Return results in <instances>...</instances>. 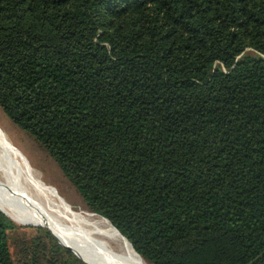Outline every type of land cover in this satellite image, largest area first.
Segmentation results:
<instances>
[{"label":"trees","instance_id":"16d2710c","mask_svg":"<svg viewBox=\"0 0 264 264\" xmlns=\"http://www.w3.org/2000/svg\"><path fill=\"white\" fill-rule=\"evenodd\" d=\"M0 109L147 264H264V0H0Z\"/></svg>","mask_w":264,"mask_h":264},{"label":"bare ground","instance_id":"6f19581e","mask_svg":"<svg viewBox=\"0 0 264 264\" xmlns=\"http://www.w3.org/2000/svg\"><path fill=\"white\" fill-rule=\"evenodd\" d=\"M5 169L0 162V210L14 222L48 229L89 264H147L108 220L88 209L71 210Z\"/></svg>","mask_w":264,"mask_h":264},{"label":"rangeland","instance_id":"374dc122","mask_svg":"<svg viewBox=\"0 0 264 264\" xmlns=\"http://www.w3.org/2000/svg\"><path fill=\"white\" fill-rule=\"evenodd\" d=\"M247 52L254 53L251 50ZM0 162L13 178L28 180L41 193L62 202L71 210L87 209L75 188L49 154L32 137L13 125L1 109ZM14 223L19 228L9 233L12 251L16 238L29 237L36 233L37 228L48 230L42 226Z\"/></svg>","mask_w":264,"mask_h":264},{"label":"water","instance_id":"95a60500","mask_svg":"<svg viewBox=\"0 0 264 264\" xmlns=\"http://www.w3.org/2000/svg\"><path fill=\"white\" fill-rule=\"evenodd\" d=\"M4 213V212H3ZM5 214V213H4ZM6 215V214H5ZM9 217V216H8ZM10 218V217H9ZM104 218V217H103ZM11 219V218H10ZM106 219V218H105ZM12 220V219H11ZM106 220H108V219H106ZM109 221V220H108ZM110 223V222H109ZM111 224V223H110ZM112 225V224H111ZM113 226V225H112ZM113 228L118 232V233H120L114 226H113ZM50 232V231H49ZM51 233V232H50ZM52 234V233H51ZM121 234V233H120ZM53 235V234H52ZM54 236V235H53ZM121 236L129 243V245L132 247V245H131V243L121 234ZM56 238V237H55ZM58 241V240H57ZM59 242V241H58ZM62 246H64V247H66V248H68V249H70L78 258H80L85 264H89V263H87V262H85L81 257H79L74 251H73V249L72 248H70L69 246H67V245H65V244H63V243H61V242H59ZM133 248V247H132ZM133 250H134V248H133ZM135 251V250H134ZM135 253L138 255V256H140L136 251H135ZM141 257V256H140ZM142 258V257H141Z\"/></svg>","mask_w":264,"mask_h":264}]
</instances>
